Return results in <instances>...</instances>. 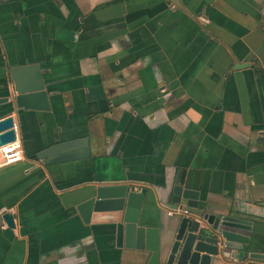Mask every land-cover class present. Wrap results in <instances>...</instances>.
Wrapping results in <instances>:
<instances>
[{
    "label": "crops",
    "instance_id": "1",
    "mask_svg": "<svg viewBox=\"0 0 264 264\" xmlns=\"http://www.w3.org/2000/svg\"><path fill=\"white\" fill-rule=\"evenodd\" d=\"M30 64L48 111L9 101V68ZM0 98L23 153L0 168V264H145L76 207L99 185L144 189L136 226L164 251L180 174L200 208L249 221L246 252L264 254V0H0ZM83 139L87 157L36 158ZM247 254L210 264H264Z\"/></svg>",
    "mask_w": 264,
    "mask_h": 264
},
{
    "label": "water",
    "instance_id": "2",
    "mask_svg": "<svg viewBox=\"0 0 264 264\" xmlns=\"http://www.w3.org/2000/svg\"><path fill=\"white\" fill-rule=\"evenodd\" d=\"M10 81V102L14 109L48 111L46 93L38 67L35 64L11 67L8 70ZM11 96V97H10ZM7 98H0V105L6 104ZM12 118L0 116V146L13 141ZM85 140H80L79 150L76 142L55 144L38 154L44 165L66 163L87 157ZM83 148V150H82ZM144 189L134 191L129 184L99 185L86 202L76 207L83 219L92 211L93 221L113 224L114 244L120 241L135 240L136 249L148 253L145 264H210L218 259L240 260L247 254V244L251 223L229 211L217 210L212 213L197 205V194L187 188L183 174L176 175L170 190L169 204L175 209L184 203V216L179 221L168 246L160 247L158 231L154 228L136 226ZM8 228H13L9 214L1 216ZM143 243V245H142ZM249 260L264 262V254L250 253Z\"/></svg>",
    "mask_w": 264,
    "mask_h": 264
},
{
    "label": "built area",
    "instance_id": "3",
    "mask_svg": "<svg viewBox=\"0 0 264 264\" xmlns=\"http://www.w3.org/2000/svg\"><path fill=\"white\" fill-rule=\"evenodd\" d=\"M13 132V141L0 146V168L8 167L22 161V145L19 137L18 126L12 120V126L9 129ZM5 132V131H3ZM3 132H0L2 134ZM186 214L182 207H176L175 209H170L166 215L167 216H184Z\"/></svg>",
    "mask_w": 264,
    "mask_h": 264
}]
</instances>
